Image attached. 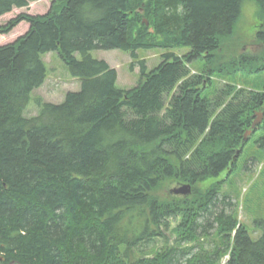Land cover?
<instances>
[{"label":"trees","instance_id":"trees-1","mask_svg":"<svg viewBox=\"0 0 264 264\" xmlns=\"http://www.w3.org/2000/svg\"><path fill=\"white\" fill-rule=\"evenodd\" d=\"M36 1L0 0V17ZM244 1L55 0L0 25L4 35L29 24L0 44V264H184L179 251L196 245L185 264H264V220L255 237L234 212H213L222 181L200 187L235 165L264 110V89L205 86L214 73L264 71V56L234 49ZM252 1L264 24V0ZM97 49H161L162 60L149 69L141 59L138 84L123 88ZM53 51L81 89L60 103L37 95L38 114L25 116ZM199 59L204 73L190 68ZM181 183L190 196L165 193ZM206 213L217 224L211 249ZM156 239L164 245L149 254Z\"/></svg>","mask_w":264,"mask_h":264},{"label":"rangeland","instance_id":"rangeland-1","mask_svg":"<svg viewBox=\"0 0 264 264\" xmlns=\"http://www.w3.org/2000/svg\"><path fill=\"white\" fill-rule=\"evenodd\" d=\"M54 1L55 0H39L30 3L28 7L15 8L11 12L0 17V25L7 23L11 18L22 12H29L32 14L46 13L50 10ZM261 21H263V18L261 17V12H259V5L257 2L245 0L241 18L235 27L236 34L233 45L237 55L242 52H247L253 56H264V42L257 37V32L262 23ZM28 26L29 24L27 22H22L10 33L0 35V44L14 41L18 36L27 31ZM188 50V48H182L178 51L183 54ZM92 54L97 59L106 60L112 67L117 69L118 85L123 88H131L138 84L141 74V65L139 63L141 59H145L149 69H153L162 60L161 49H139L136 57L133 56L132 51H125L122 49H97L94 50ZM77 56L81 57L80 54H77ZM43 58L47 62L48 77L45 83L34 91L33 98L24 111L25 116L38 114L39 106L34 98L37 95L42 96L45 100L50 102L60 103L64 101L67 92L79 91L81 89V80L70 73L68 67L57 52H49L45 54ZM190 68L195 72L204 73L205 61L199 59L191 63ZM249 68L251 67L249 66ZM211 77L212 81L206 80L205 82L209 94H211L212 90L215 88H222L226 83L232 84L239 89L249 88L258 91L264 89V71L251 74L238 71L236 74L233 73L229 75L214 73ZM203 94L206 95L205 92ZM263 136L264 128L261 126L260 129L253 133L246 141L242 152L239 153L235 165L231 169H226L218 177H212L200 184L201 188H205L215 181H222V190L221 193L218 194L216 205L212 208L213 212L217 213L221 210L234 212L239 221L245 224L255 237L260 236L261 230L256 227V221L264 220V145L261 143V137ZM181 184L178 185L181 186ZM178 185L167 187L165 193L168 194L170 189ZM181 220L182 217L173 220L172 227L177 226ZM213 220L214 217L210 216V213H206L200 218V222L205 223L209 231V235L205 236L204 240L205 247L208 249L213 248L217 239V236L214 235L217 224ZM200 231L201 229H199V232ZM167 235L170 236L171 243H174L176 235L170 234V231H167ZM163 245V240L156 239L154 242L148 243L144 249L150 254L153 253L155 249H160ZM198 249L199 247L196 245L188 254L184 253L182 250L179 251L180 263L185 264L186 259L198 251ZM227 258L228 257H224L221 264H224Z\"/></svg>","mask_w":264,"mask_h":264},{"label":"water","instance_id":"water-1","mask_svg":"<svg viewBox=\"0 0 264 264\" xmlns=\"http://www.w3.org/2000/svg\"><path fill=\"white\" fill-rule=\"evenodd\" d=\"M146 23H148V20L145 19ZM257 117L255 118V120L253 121L251 128L248 129L245 132L244 135V141H246L248 139V137L252 134L253 130L262 123L263 119H264V112L263 111H258L256 113ZM240 151V150H239ZM171 192L175 193L176 195H183V196H188L192 193V185L190 183H183L181 184V186H176L174 188L171 189Z\"/></svg>","mask_w":264,"mask_h":264},{"label":"flooded vegetation","instance_id":"flooded-vegetation-1","mask_svg":"<svg viewBox=\"0 0 264 264\" xmlns=\"http://www.w3.org/2000/svg\"><path fill=\"white\" fill-rule=\"evenodd\" d=\"M261 25L263 26L264 24L261 23ZM262 32L264 33V30H263V29H260V30H258V32H257V37H258L259 40H261V38H260V33H262ZM261 41L264 42L263 39H262Z\"/></svg>","mask_w":264,"mask_h":264},{"label":"crops","instance_id":"crops-1","mask_svg":"<svg viewBox=\"0 0 264 264\" xmlns=\"http://www.w3.org/2000/svg\"><path fill=\"white\" fill-rule=\"evenodd\" d=\"M28 29H29V26H28ZM28 29H27V30H28ZM47 101H48V100H47Z\"/></svg>","mask_w":264,"mask_h":264}]
</instances>
